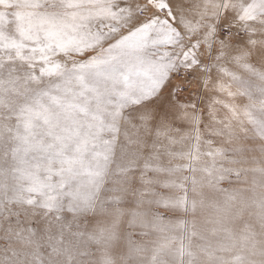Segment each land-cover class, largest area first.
I'll list each match as a JSON object with an SVG mask.
<instances>
[{
    "label": "snow or ice",
    "instance_id": "1",
    "mask_svg": "<svg viewBox=\"0 0 264 264\" xmlns=\"http://www.w3.org/2000/svg\"><path fill=\"white\" fill-rule=\"evenodd\" d=\"M0 264H264V0H0Z\"/></svg>",
    "mask_w": 264,
    "mask_h": 264
}]
</instances>
